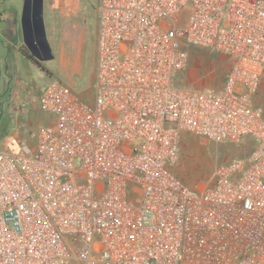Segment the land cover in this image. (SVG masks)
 I'll use <instances>...</instances> for the list:
<instances>
[{
	"label": "built area",
	"instance_id": "2783aa9c",
	"mask_svg": "<svg viewBox=\"0 0 264 264\" xmlns=\"http://www.w3.org/2000/svg\"><path fill=\"white\" fill-rule=\"evenodd\" d=\"M93 100L58 79L45 120L3 139L0 264H264V0H98ZM187 47L228 56L222 88L174 83ZM184 134L246 158L174 175Z\"/></svg>",
	"mask_w": 264,
	"mask_h": 264
},
{
	"label": "rangeland",
	"instance_id": "374dc122",
	"mask_svg": "<svg viewBox=\"0 0 264 264\" xmlns=\"http://www.w3.org/2000/svg\"><path fill=\"white\" fill-rule=\"evenodd\" d=\"M69 4L52 10L46 23V37L53 59H30L28 50L21 47L24 56L10 62L6 54L11 55L13 43L18 37L21 39V33L17 35L13 30V8L9 0H0V13L6 21L0 20V149L4 137L11 132H18L27 143H31L28 132L35 131L45 120L37 104L38 94L51 79L60 80L84 101L92 103L98 0H73ZM21 9L22 2L20 13ZM186 51L187 66L175 75L174 83L198 90H220L230 68L228 56L194 47H187ZM252 101L264 117V76ZM251 151V143L247 141L234 146L184 134L169 168L191 188L207 186L217 165L235 158H246ZM70 264L79 263L71 261Z\"/></svg>",
	"mask_w": 264,
	"mask_h": 264
},
{
	"label": "water",
	"instance_id": "95a60500",
	"mask_svg": "<svg viewBox=\"0 0 264 264\" xmlns=\"http://www.w3.org/2000/svg\"><path fill=\"white\" fill-rule=\"evenodd\" d=\"M43 0H23L20 13L21 41L31 57L38 61L53 59L46 37Z\"/></svg>",
	"mask_w": 264,
	"mask_h": 264
},
{
	"label": "crops",
	"instance_id": "0c3cea01",
	"mask_svg": "<svg viewBox=\"0 0 264 264\" xmlns=\"http://www.w3.org/2000/svg\"><path fill=\"white\" fill-rule=\"evenodd\" d=\"M72 1L73 0H43V13H44L43 19L45 22L46 33L48 32V27L46 26V23H47L50 13L52 14V10L58 7H64V8L68 7L70 5L69 3ZM9 2L11 4V7L13 8V12H12L14 16V29L13 30L14 32L17 33V35H20V19H19L20 10L19 8L23 0H9ZM77 9L78 7L75 10ZM0 20L1 22L6 23L3 17V14L1 13H0ZM15 40H17V38ZM8 42H12V40H8ZM21 47H22V41L20 37H18V41H16V43H13L11 55L6 54V59L9 58V61L11 62V60L19 59L20 57H22V55L24 56Z\"/></svg>",
	"mask_w": 264,
	"mask_h": 264
},
{
	"label": "trees",
	"instance_id": "16d2710c",
	"mask_svg": "<svg viewBox=\"0 0 264 264\" xmlns=\"http://www.w3.org/2000/svg\"><path fill=\"white\" fill-rule=\"evenodd\" d=\"M24 49H26L24 46H22ZM28 58L32 59V57L28 56Z\"/></svg>",
	"mask_w": 264,
	"mask_h": 264
}]
</instances>
